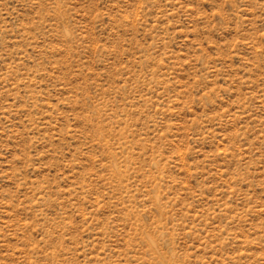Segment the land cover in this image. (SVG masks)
Masks as SVG:
<instances>
[{
    "label": "rangeland",
    "instance_id": "rangeland-1",
    "mask_svg": "<svg viewBox=\"0 0 264 264\" xmlns=\"http://www.w3.org/2000/svg\"><path fill=\"white\" fill-rule=\"evenodd\" d=\"M0 264H264V0H0Z\"/></svg>",
    "mask_w": 264,
    "mask_h": 264
}]
</instances>
